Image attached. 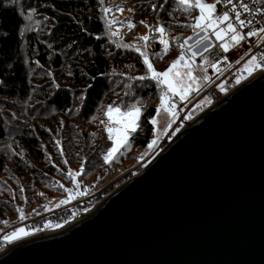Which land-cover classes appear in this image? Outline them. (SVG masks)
Here are the masks:
<instances>
[{"label": "water", "instance_id": "1", "mask_svg": "<svg viewBox=\"0 0 264 264\" xmlns=\"http://www.w3.org/2000/svg\"><path fill=\"white\" fill-rule=\"evenodd\" d=\"M0 264H264V72L89 214L15 243Z\"/></svg>", "mask_w": 264, "mask_h": 264}, {"label": "trees", "instance_id": "2", "mask_svg": "<svg viewBox=\"0 0 264 264\" xmlns=\"http://www.w3.org/2000/svg\"><path fill=\"white\" fill-rule=\"evenodd\" d=\"M20 1L21 8L11 3V0H0V104H5L7 108H11V106H15L14 99L22 101L29 99L33 83L28 75L26 60L31 65L33 60H36L40 65L51 64L55 68L63 63L59 53L55 54L52 62L50 61V51L47 45L37 37L35 32H27L23 35L25 27L24 14L31 8L54 18L53 48L58 47L62 50V54L66 58L68 57L73 67L71 73L72 83L80 88L74 94L69 89H58L53 93L50 90L45 91L42 94L41 101H44L46 106L40 108L37 117L33 114V108L30 109L28 118H31V121L26 122L27 124L23 120H17L6 109L5 112L0 110V144L3 145L0 150V177L4 175L1 184L7 190L12 191L13 186L11 183H5V181L11 180L15 186L18 185L16 178H19L20 172L29 173L38 182V188L46 185L64 195L66 193L65 186L61 184V180L64 181L65 185H76V180L73 182L72 178L67 175L64 163L62 164L61 159L55 156L56 146H54L53 137L49 130L38 122L39 119L37 118L43 117L40 114L50 107L62 113L71 114L73 107L77 104V94L82 89L84 90V99L80 112L76 114L77 120L88 121L94 113L95 107L104 99H106L107 105L120 104L124 108L125 105L135 104V100L124 102L121 98L115 96L118 91H113L116 88L114 86L116 81L112 79L111 68L114 61V64L118 67L126 66V63L133 61L134 66L142 72L146 67L129 50H121V48L115 50L109 41L110 39L104 35L105 29L100 15V0ZM104 1L108 3L111 0ZM142 1L143 3L149 1L154 5H164L162 9L157 7L156 10L159 8L157 16L151 18L160 20L164 27L170 30H180V27H182L180 19L197 11L196 9L194 12L178 10L175 0ZM82 15H84L83 18H80ZM133 16L138 17L135 20L149 17L145 9L138 10L137 8L134 9ZM173 43L172 40L171 44ZM154 50H158L157 45H154ZM122 86H118V90H121ZM155 92V86L151 85L147 89L139 90L138 97H145L146 102L151 103L156 98L157 92ZM151 93L154 94L150 95ZM146 102L141 107L138 122L140 126L135 133H131L127 146H122L116 154L118 161L125 159V153L129 149L130 143L144 147L152 137L153 124L149 121L155 115L156 110L153 104H146ZM102 119L104 118L100 120L102 121ZM30 123H33V126H30ZM71 126L75 125L72 124ZM80 129L81 125L79 126ZM78 131L76 138L86 142L95 137L99 143H102V147L98 150L99 154L93 161L100 164L104 163L102 157L105 154L103 153L111 145L106 131L103 132L102 136L99 134V138L96 137L95 132L81 131L78 135ZM9 137L10 139H8ZM105 143L108 145L107 148L104 146ZM98 145L97 147H99ZM50 153L54 157L49 158ZM84 170L86 171L85 167ZM49 174L52 175L50 182L47 180L48 176H46ZM53 181L57 184L56 186H52ZM15 187L18 188V186ZM21 196L19 197L20 201L22 200ZM27 199H30V196H27L22 202ZM19 203L18 201L12 202L9 197H0V226L7 221V219L5 220L7 210L15 209L14 206H19Z\"/></svg>", "mask_w": 264, "mask_h": 264}, {"label": "rangeland", "instance_id": "3", "mask_svg": "<svg viewBox=\"0 0 264 264\" xmlns=\"http://www.w3.org/2000/svg\"><path fill=\"white\" fill-rule=\"evenodd\" d=\"M136 1H138V3H136ZM213 1L214 0H206L207 3H213ZM11 3L16 4L19 8L22 7L20 0H11ZM152 5L154 4H151V2L149 1L143 3L142 0H111L108 3L104 1L103 4H101V2L99 1L101 20L105 29L104 35H106V37L110 39L109 41L113 45V48H115V50H118L120 48L121 50L127 49L136 57H138L139 60L142 61V58L139 56V53H137L132 48H125L123 45H140L142 47V50H144V47L146 45V51L153 64V67L156 69V71L163 72L170 66L171 61L175 60L180 55L181 51H186V49H181L179 45L182 44L187 37L193 36V29L182 26L180 27V30H170L165 27V38L170 41L168 51L166 54H162V57L153 55V53L161 52V49L163 47L159 44V34L150 31L149 28L145 27V25L140 23V21L143 20L147 25H150L153 28L157 24L163 25L160 20H155V18H151L153 16H157L156 14L158 13L159 9L158 8L157 10H153ZM133 7L134 9L137 8L138 10L145 9L149 17L142 19L139 18L135 20V18L138 17L133 16ZM103 8H109L112 9V11L105 13L104 11H102ZM119 8H122L123 11H118L117 9ZM178 8V10H182L181 7L178 6ZM129 9H133V11L130 12ZM194 10L195 9H192L190 10V12H194ZM29 12L32 13L31 20L27 19V15ZM198 14L199 12L197 10L196 13H191L189 16L181 18V24L184 25L191 23L193 18ZM83 16L84 15H82L80 18H83ZM45 17H47V19H45ZM24 18L25 27L23 29V35L27 32H35L37 37L47 45L50 51V61L52 62L53 58L55 57V54L59 53L63 62L59 67L55 68L51 64L46 66L40 65L36 60H33L32 65L28 62V60L25 61V64L28 68L29 78H31V82L33 83L30 89L29 99H27L26 101L14 99L13 102L15 106H11V108H7L5 104H0V110L1 112H5L4 110L6 109L7 111H9L10 114L16 117L17 120H23L26 123L31 121V118H28V113L30 109L33 108V114L37 117L39 115L40 108L42 106H46L45 102L41 101L42 94L45 93V91L47 92L50 90L53 93L55 90L58 89H69L74 94L77 90H79L80 87H76L72 83L73 77L71 73L73 67L71 66L72 63L68 60V57L66 58L65 55L62 54V50L58 47L53 48L54 42L52 41V34L54 33V18H52L50 15L41 13L37 9L33 8L29 9V11L24 14ZM129 20H131V22L135 25V27L131 30H129L128 28ZM112 33H117V35L113 36ZM145 34H148L150 36V39L147 42L140 40V37ZM172 37L177 38L173 41V44H171ZM195 40L196 37L193 36V39L188 41L190 45H193L194 51L197 47H199L195 44ZM216 41L217 40L214 36L211 37L212 43H215ZM156 42L158 43L155 44ZM154 45H157V51L154 50ZM201 52L203 53L202 49ZM188 55H190V53L186 52V59ZM196 57H194V60H196ZM114 63L115 61L113 62V67L111 68V75L113 77L112 79L116 81L114 86H116L117 88L118 86L123 85L121 90H118V88H115L113 90L114 92L118 91L115 93V96L117 98H121L124 102L135 100V104H137L141 108L145 105L147 99L145 97H138L139 90L141 91L147 89L151 85H153L155 86L157 92H155L156 98L151 101V103L146 102V104H153L155 106V110H157V107L160 105L161 92H165L170 101H172V103L169 104L167 107L170 108L171 111H174L176 115H172L170 111H164L163 109H161L159 114H157L156 111L154 116L156 117L157 123L153 124L152 137L150 138L146 146L139 147L130 143V147L125 153V159L122 161H118V157H116L117 155H115L114 158L111 159L109 162H105L104 156L106 155L108 151L107 150L103 153L105 155H103L102 157V161L104 163L100 164L95 163V161L93 160H95L94 158L98 156V150L102 147V143H99L95 137L85 142L82 139L80 140V138H76V133L79 130V126L81 125V129L78 131V135L81 131L95 132L96 137L99 138V134L102 136L103 132L105 131V126L111 127L113 129L122 127V124L118 123V121L123 120V117H121L120 114L117 113L115 110H113V112L111 113V119H109V117L105 115L108 106L105 101L106 99H104V101H101L95 107L94 113L86 122L77 120L76 115L80 112V108L83 103V89L80 93L77 94V104L73 107L71 114L62 113L61 111L55 110L53 107H50L49 109L47 108V110L43 111L40 114L43 117L37 118L39 119L38 122H40L51 133L53 137L54 146H56L54 150L56 154L55 156H58L61 159L62 164L64 163V167L67 173L71 172L73 175H75L76 185L83 183V185H87L89 183L96 182L101 185L105 182L113 180L114 178L119 176L120 173H123L129 168H133L135 165L145 167L153 158H155V156L160 151L161 136L172 128L175 120L178 118V115L181 111H183L186 107L192 105L190 115L197 116L204 112L203 110L205 109V106H207V102L204 100V97L201 98L202 94L207 89L209 83H211V81L219 75V73L216 72V69H213L210 66H200L195 62L193 67V74L199 77L207 75L209 77V80L203 81L201 79L200 81H198L199 90L192 91L188 95L187 99L182 101L180 100L179 96H173L171 93L167 92V87L165 85H161L158 88L156 86V82L150 79H146L144 81L131 79L132 77L147 75L148 73L146 68L143 72L140 71L139 68L134 66L133 61L126 63V66L123 67H118ZM250 66L251 65H249L248 69H250ZM178 70L183 71L184 69L180 67L178 68ZM126 92L130 94L125 95ZM153 94L154 93H151L150 95ZM114 106L116 108H120L121 110L125 109L120 104H116ZM101 118H104L102 119V121L104 122L103 124H101ZM61 121H63V127H61ZM12 124L17 125L15 123ZM72 124H74L75 126H71ZM29 125L33 126V123H30ZM107 135L109 134L107 133ZM112 135L113 137H116L117 133L114 131ZM8 139H10V137ZM153 140H155L156 143L153 147L149 148V144ZM57 141H59V146L57 145ZM110 142V146L107 145L108 142L105 143L104 146H106V148L107 146L109 148L112 147L113 140H110ZM97 145L99 147H97ZM2 148L3 145L0 144V150ZM61 150L63 151V155H61ZM51 157H54L52 153H50L49 155V158ZM65 161H67V163H65ZM82 164L83 169H81ZM84 167L86 171L84 170ZM78 172L80 174L76 175V173ZM49 175L46 176H48L47 180H49L50 182L52 180V175ZM32 176L33 175L29 173L24 174L23 172H20L19 178H16V181H18V185H15L18 186V188L14 186L11 180H6L5 183H11V185L13 186L11 191L7 190L5 186L1 184V180L4 179V175H1L0 197H9L12 202H20V205L14 206L15 209L13 210L6 209L7 215L5 216V220L7 219V221L0 226V234L16 230L21 222L33 216H36V214H43L45 212L51 211L71 202V198L67 196L66 193V196L65 194L62 195L61 193L50 189L46 185H43V187L38 188V182ZM61 184L65 186L64 181L62 180ZM56 185L57 184L53 181L52 186ZM14 188L16 191L14 190ZM21 188H23V192H21ZM20 195H22L21 201L19 199ZM27 196H30V199H27L26 201L22 202ZM61 201L67 202L61 203ZM25 202H27V204H25ZM42 203L44 204L40 205ZM18 208L22 209L24 213L25 218L23 220L20 219V212L17 211Z\"/></svg>", "mask_w": 264, "mask_h": 264}, {"label": "snow or ice", "instance_id": "4", "mask_svg": "<svg viewBox=\"0 0 264 264\" xmlns=\"http://www.w3.org/2000/svg\"><path fill=\"white\" fill-rule=\"evenodd\" d=\"M101 4L104 3V0H100ZM176 4L182 8L184 12H190L192 9L198 10L199 14L196 15L192 22L189 24L182 25L183 27H189L193 29V36L196 37L195 44L199 47L196 50H193V45L188 43L189 40L193 39V36L187 37L182 44L179 45L181 49H186V51H181L180 55L173 61H171L170 66L163 72H158L153 67V64L149 58V55L146 51V45L144 50L140 45H123L125 48H132L139 56L142 58V62L146 67L147 75H140L137 77H132L131 79L144 81L146 79H150L156 82V86L159 88L161 85H165L167 87V92L171 93L173 96H179L180 100L187 99L188 95L192 91H198V81L201 79L203 81H208L209 77L204 75L203 77H199L193 74V67L195 64L194 57L202 55L201 49L204 53L209 52L213 49L214 45L211 42V37H215L217 41H220L218 47L225 53L229 52L230 48L239 46L242 41H246L248 38L258 37L259 40H264V27H249L254 24H259L261 21H257L254 18H242L241 13H247L248 16L255 17L256 14H260L261 18L264 19V7H250L248 3L244 2V0H214L213 3H207L206 0H175ZM259 3V0H252V4L255 5ZM223 4L226 7L224 11H217V5ZM230 6V7H228ZM157 7L163 8L164 5H152L153 10ZM118 11H123L122 8L117 9ZM102 11L108 13L112 11L109 8H103ZM129 11H133V9H129ZM32 13L29 12L27 15V19L31 20ZM47 19V17H45ZM111 23V22H109ZM141 24L145 25V27L149 28L150 31L159 34V44L162 45L161 52L153 53L155 56L162 57V54H166L169 48L170 41L165 38L166 29L164 26L157 24L154 28L150 25H147L145 21L141 20ZM223 25V26H222ZM135 25L128 21L129 30L133 29ZM244 29H248L244 31ZM113 36L117 35V33H112ZM150 39L148 34H145L140 37V40L147 42ZM176 37H172L174 41ZM259 43V41H258ZM252 49L249 48L248 52H251ZM186 52L190 53L186 59ZM248 55V53H245ZM227 59L226 57L224 58ZM243 59V57H241ZM259 61V62H258ZM212 63L211 61H207L210 67L213 69L217 68V64ZM239 62V61H237ZM204 61H202V64ZM249 65L254 68L264 69V53L254 54L250 57V59L246 62L244 66V71H248ZM182 67L184 70L180 71L178 68ZM237 83H239V79H237ZM195 86V87H194ZM58 87V85H57ZM223 90V89H221ZM130 93L126 92L125 95H129ZM172 101L168 98L165 92H161L160 95V105L157 107V114L163 109L164 111H170L172 115H176L174 111H171L167 106L171 104ZM115 110L117 113L123 117V120L118 121V123L122 124L121 128L113 129L111 127L105 126V131L109 134L108 139L113 140V146L110 147L104 156L105 162H109L114 156L120 151V147L127 146L129 142V137L131 133H135L139 128V118L141 115V108L137 106V104L125 105V109L121 110L120 108H116L114 104H110L107 106V111L105 115L111 119V113ZM188 117H185L187 119ZM152 124H156V117L153 116L150 121ZM104 122L101 121V124ZM61 127H63V121H61ZM117 133L116 137H113V132ZM156 141L153 140L149 144V148L155 145ZM57 145L59 146V141H57ZM61 155H63V151L61 150ZM67 163V161H65ZM81 169H83V164L81 165ZM80 173H76L79 175ZM70 176L75 182V175L71 172L67 174ZM21 192H23V188H21ZM42 195V194H41ZM67 201H61V203H66ZM20 212V219L23 220L25 218L22 209H17ZM60 224L55 225V227H60ZM17 233L27 235L23 228L17 229L16 232L12 233L11 236L5 237V239L15 238Z\"/></svg>", "mask_w": 264, "mask_h": 264}, {"label": "built area", "instance_id": "5", "mask_svg": "<svg viewBox=\"0 0 264 264\" xmlns=\"http://www.w3.org/2000/svg\"><path fill=\"white\" fill-rule=\"evenodd\" d=\"M234 2H236V0H234ZM244 2L248 3L250 7H264V0H259V3L255 5L252 4V0H244ZM224 10H226L225 5H217L218 12ZM241 15L242 18H254L257 21H261L259 24L249 26L250 28L264 27V19L261 18L260 14H256L255 17H252L248 16L247 13L242 12ZM247 30L248 29H244V31ZM219 43L221 42L216 41L213 43L214 47L212 50L207 53L203 52L202 55L197 56L195 60L200 66H209L207 61H211L212 63L220 61L216 68V72H218L219 75L209 83L207 89L202 94L201 98L204 97V100L207 102V106H205L203 111L220 102L221 99L237 90L253 76L259 74V72H264V69L254 68L253 66H250L248 71H244V66L252 55L264 53V40H259V36L242 41L239 46L230 48L227 53L223 52L218 47ZM249 48L252 49L251 52H248ZM245 53H248V55H245ZM225 57L227 58L226 60L224 59ZM241 57H243V59H241ZM202 61H204L203 64ZM237 79H239V83H237ZM191 109L192 105L181 111L172 128L161 136L160 151L198 116L190 115ZM185 117L188 118L185 119ZM144 168L145 167L143 166L135 165L133 168H129L123 173H120V175L113 180L101 185L98 184V182L89 183L87 185H65L64 190L67 196L71 198V202L21 222L17 229L23 228L25 232L28 233L27 235L17 233L15 238L6 240L5 237L11 236V234L16 232L17 229L8 233L0 234V255L10 246L26 238L42 234H54L60 232V230L66 229L70 224L78 221L79 218L81 219L93 211L117 189L140 174ZM57 224H60L61 226L55 227Z\"/></svg>", "mask_w": 264, "mask_h": 264}, {"label": "bare ground", "instance_id": "6", "mask_svg": "<svg viewBox=\"0 0 264 264\" xmlns=\"http://www.w3.org/2000/svg\"><path fill=\"white\" fill-rule=\"evenodd\" d=\"M259 73H261V72H259ZM60 231H62V230H60Z\"/></svg>", "mask_w": 264, "mask_h": 264}]
</instances>
